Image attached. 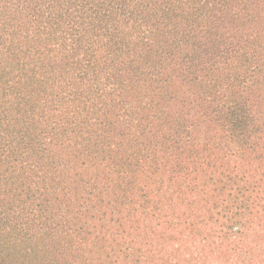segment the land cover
Here are the masks:
<instances>
[{
    "label": "trees",
    "instance_id": "trees-1",
    "mask_svg": "<svg viewBox=\"0 0 264 264\" xmlns=\"http://www.w3.org/2000/svg\"><path fill=\"white\" fill-rule=\"evenodd\" d=\"M0 264H264V0H0Z\"/></svg>",
    "mask_w": 264,
    "mask_h": 264
}]
</instances>
